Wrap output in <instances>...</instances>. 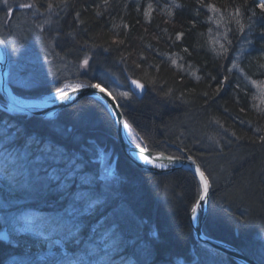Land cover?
<instances>
[{
	"label": "trees",
	"instance_id": "1",
	"mask_svg": "<svg viewBox=\"0 0 264 264\" xmlns=\"http://www.w3.org/2000/svg\"><path fill=\"white\" fill-rule=\"evenodd\" d=\"M0 35L9 46L11 72L22 64L30 79L26 86L10 81L21 97L40 99L95 82L119 98V88L128 89L123 77L128 72L141 77L147 88L145 94L129 92L122 105L136 144L173 154L168 143L185 147L194 133H209L214 144L197 139L200 147L191 148L190 154L218 178L216 188L223 179L230 182L222 194L224 203L211 202L209 233L230 238L264 264L257 232L249 235L250 228L264 223V0H0ZM114 131L108 109L95 97L81 98L54 119L0 111V174L6 177V186L0 185V208H35L43 214L67 208L75 184L63 190L57 179L49 178V168L64 165L62 157L67 155V161L71 155L79 159L82 171L94 173L98 147L110 150L115 159L119 175L114 192L120 191L133 212L137 214L144 199L167 204L154 188L132 191L128 178L170 188L183 178L137 168L122 153ZM208 148L218 151L210 154ZM233 150L238 156L230 165L225 156ZM174 191L182 198L171 202L183 206L188 196ZM97 209L86 215L78 235L90 236L92 220L105 216ZM183 216L170 220L169 244ZM156 229L160 240L162 228ZM119 231L124 241L116 255L122 257L119 264H140L137 237L129 239L122 225ZM137 236L150 263L163 264L158 241L145 229ZM38 243L30 245L37 253L25 264H54L45 243ZM24 246L0 242V264H9ZM66 246L77 255L85 243ZM39 247L44 251L40 255ZM221 257H215L220 264H238Z\"/></svg>",
	"mask_w": 264,
	"mask_h": 264
},
{
	"label": "rangeland",
	"instance_id": "2",
	"mask_svg": "<svg viewBox=\"0 0 264 264\" xmlns=\"http://www.w3.org/2000/svg\"><path fill=\"white\" fill-rule=\"evenodd\" d=\"M23 70L22 64H19L15 65L14 71L11 72L10 59L12 74V76L9 74L10 87V81H14L12 83L18 86L29 85L30 79L26 78ZM119 90L123 96L129 93V90L122 87ZM50 158L54 159L55 155L47 157V159ZM65 158L67 155L61 159L63 161L61 164L64 165L49 168L48 174L49 178L57 179L59 187L63 190L75 184V189H77L75 197L67 208L49 214H43L35 208L15 212L4 211L0 208L1 228L10 234V243L26 244L21 254L15 255L12 258L13 261L8 262L9 264L27 263L29 258L37 253L29 249L30 245L35 243L39 246L38 242L45 243V253L51 256L52 261H55L54 264H59L60 261L66 264H119L122 259L121 256L116 257L124 248L123 237L119 231L121 226L119 221L123 216L132 218L134 212L114 192L119 174L110 150L102 147L96 149L94 159L98 165L94 173L82 171L81 163L76 156L69 155L67 161L64 160ZM5 179L6 177L0 174V185L3 187L6 186ZM95 208H98L100 212L104 210L105 216L92 220L89 225L90 236L85 238L78 235L86 225V215L91 214ZM130 221L132 220H129V223ZM66 243L79 245L85 243V247L81 253L75 255ZM42 250L39 247L38 255L44 252ZM258 251H260L259 257H263L262 249Z\"/></svg>",
	"mask_w": 264,
	"mask_h": 264
},
{
	"label": "bare ground",
	"instance_id": "3",
	"mask_svg": "<svg viewBox=\"0 0 264 264\" xmlns=\"http://www.w3.org/2000/svg\"><path fill=\"white\" fill-rule=\"evenodd\" d=\"M123 77L126 78V82L128 85V89L126 88L124 89L129 90V92L131 93L145 94L147 88H146V85L141 81L140 79L141 77L133 76L129 74L128 72L124 73ZM113 80H114V77L111 78L112 82ZM133 80H137L141 83V86H143L142 92H138L131 87L130 81H133ZM115 82L117 84H122L118 78L115 79ZM92 83H95V82H92ZM97 85L110 93V95L115 99V101L119 105L121 112L123 114V117L125 118L122 105H123V102H125L128 99L129 97L128 95L130 94L128 93L127 95L123 96L121 95V93H118L119 98H117L113 94V92H111L110 90H107L104 86L100 84H97ZM100 101L104 104L102 100ZM125 121H126V118H125ZM113 127L115 129L114 132L116 134L117 131L115 128L114 121H113ZM197 139H199L202 143L205 141H208L210 145L214 144V140L209 133H206L205 135H203L202 133L200 134L197 133V135H195L194 133L192 138L189 137L188 145H186L185 147H182L177 143H168L167 145L170 151L173 153V154L168 153L169 155L175 156L177 158H182V159H187V157L194 159L200 166L202 175L208 183L209 190H208V193H206V197L208 199V208L205 211V216L203 218L202 223L199 225L200 226L199 228H197L195 225L196 220H197L196 209L198 205L200 204L199 201L203 195V191L201 190L202 183H200V180L198 176L196 175L197 171L195 169L181 166L179 168L173 169L172 171L164 172L162 174L152 173L146 169H142L136 166L128 159L137 168L146 170L154 176L166 175V176H175L178 179L183 178V179H180V181L173 183L172 184L173 188L164 187L163 184L159 185V183L155 184L151 180H146L144 182V180L142 179L140 180L136 178V176L134 175L128 178V183L133 188L132 191L134 189L137 190L140 187L143 188V186L148 191L151 188H154L155 190L158 191V198L164 200L167 203V204H164L163 202L162 204H158V203L148 204L146 199H144L142 201V206L140 207V209H138L137 214L136 212H134L132 214V218L123 216L121 217V220L119 221L126 232V236L129 239H135L137 237L138 245H139V248L141 249L139 254H137V259L140 262V264H154V263H150L149 255L146 254L144 250V244L141 243L140 240H138L137 235L142 229L147 230L148 233L150 234V237L158 241L156 245V251L158 255L160 254L161 260H162L161 263L163 264H214V263L220 264L218 263V260L215 259V257L222 259L221 256H226L232 259L230 256L222 253L221 251L215 248H212L210 246L211 240L222 242L224 244L238 248V246H236L234 243H232V241H230L231 240L230 238L228 240H224L219 237H216V235L214 234L209 233L211 231L207 227V225L210 224L209 218L212 215L211 210H210L211 202H213V200H218L221 203H224L222 199V194H224V190L230 184V182L226 178L225 180L224 179L221 180L217 188L215 187L216 183H218V178H216L215 176L209 173V171L213 173L210 170V168L209 170L204 168L201 162L198 160V158L190 154L191 148L197 147L198 149L200 147L199 145H196L195 143ZM242 145L243 143L241 144V148H242ZM241 148L239 147L240 151H241ZM209 150H213L209 152L207 151L210 154L211 153L213 154L214 152L218 151L217 149H209ZM222 152L223 151H221V153ZM237 156H238V150H233L230 154H228L225 157L228 159L229 164L231 165V164L236 163ZM232 174H234V171L231 170L229 173L230 177H232ZM174 189L176 191L181 190V192L184 193L185 197L188 196V198H186L187 199L186 203L183 206H180L177 203L171 202L175 198H182V195L175 193ZM190 192H192V197L190 195ZM115 193L118 194L120 197L119 190H116ZM128 193H130V191ZM123 202L124 204L129 206V204H127L125 201ZM214 213L217 215V213L215 212V209H214ZM179 214H184L185 216H183L182 223H180V227L179 229H177V235L174 237H170L171 241H169L170 242L169 244L167 242V236H166L168 230H170L168 225H169L170 220H172V218L176 219L177 216L179 218ZM129 220H132V221H130L129 223ZM156 227L162 228V231H161L162 238L160 240H159V235H158ZM1 232L2 230H0V234ZM250 232H251L249 233L250 236H254V234L257 232L255 237L260 242V245L264 248V223H261L260 225L256 224L253 228H250ZM235 234H237V231ZM213 254H217V255H213ZM208 257L210 258L207 260V263H205V259Z\"/></svg>",
	"mask_w": 264,
	"mask_h": 264
},
{
	"label": "water",
	"instance_id": "4",
	"mask_svg": "<svg viewBox=\"0 0 264 264\" xmlns=\"http://www.w3.org/2000/svg\"><path fill=\"white\" fill-rule=\"evenodd\" d=\"M10 74V55L9 49L5 40L0 36V110L12 114H23L30 116H40L45 119L55 118L61 110L73 105L83 97H96L104 102L110 112L112 121H114L117 141L121 151L136 166L146 169L152 173H164L172 171L181 166L195 169L197 171L200 183H202L201 190L203 195L200 199V204L196 209L197 220L196 227L199 228L205 216V211L208 208V193L209 186L202 175L201 168L198 163L192 159H182L169 155L162 151H152L148 148L137 145L129 135V127L123 117L121 109L115 99L105 89L101 88L95 83L89 85H81L67 89L66 91L55 95L48 96L42 99H24L18 97L9 85ZM131 87L142 92L143 86L137 80L130 81ZM198 202V203H199ZM0 240L6 244L10 241V236L5 229H2ZM210 246L222 253L230 256L234 261L240 264H262L258 260L246 255L244 252L236 247L224 244L218 241H210Z\"/></svg>",
	"mask_w": 264,
	"mask_h": 264
}]
</instances>
